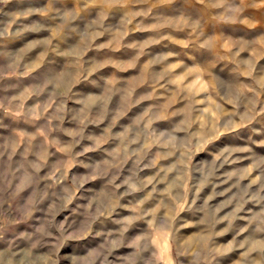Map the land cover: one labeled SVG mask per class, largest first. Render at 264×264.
<instances>
[{
  "label": "rangeland",
  "instance_id": "obj_1",
  "mask_svg": "<svg viewBox=\"0 0 264 264\" xmlns=\"http://www.w3.org/2000/svg\"><path fill=\"white\" fill-rule=\"evenodd\" d=\"M0 264H264V0H0Z\"/></svg>",
  "mask_w": 264,
  "mask_h": 264
}]
</instances>
